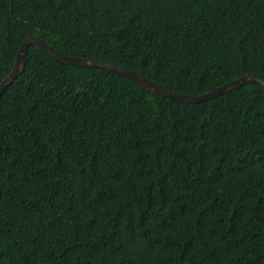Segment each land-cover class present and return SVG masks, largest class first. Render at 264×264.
Wrapping results in <instances>:
<instances>
[{
    "label": "trees",
    "instance_id": "obj_1",
    "mask_svg": "<svg viewBox=\"0 0 264 264\" xmlns=\"http://www.w3.org/2000/svg\"><path fill=\"white\" fill-rule=\"evenodd\" d=\"M201 95L264 79V0H0L23 38ZM0 264H264V89L182 103L28 47L0 96Z\"/></svg>",
    "mask_w": 264,
    "mask_h": 264
},
{
    "label": "water",
    "instance_id": "obj_2",
    "mask_svg": "<svg viewBox=\"0 0 264 264\" xmlns=\"http://www.w3.org/2000/svg\"><path fill=\"white\" fill-rule=\"evenodd\" d=\"M31 45L38 47L43 53H45L48 57L58 63L64 65L96 68L108 71L110 73L122 76L124 78L129 79L130 81L135 82L150 93L159 95L161 97L176 102L191 104L209 101L225 92L237 89L246 83H254L264 89V79L262 77L253 74H246L201 95L192 96L186 94H179L171 92L162 87L161 85L157 84L156 82L121 65L109 63L102 60L62 55L52 50L46 42H44L37 36L33 34H28L23 38V41L18 48L11 72L7 76H5L0 83V96L2 95L3 91L7 88V86H9L15 79H17V77L22 74L25 67L28 47Z\"/></svg>",
    "mask_w": 264,
    "mask_h": 264
}]
</instances>
